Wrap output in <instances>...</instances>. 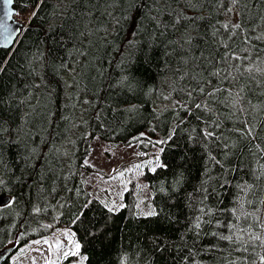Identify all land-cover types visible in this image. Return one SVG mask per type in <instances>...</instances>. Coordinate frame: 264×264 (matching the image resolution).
<instances>
[{
    "label": "trees",
    "instance_id": "trees-1",
    "mask_svg": "<svg viewBox=\"0 0 264 264\" xmlns=\"http://www.w3.org/2000/svg\"><path fill=\"white\" fill-rule=\"evenodd\" d=\"M36 2L0 48V250L69 227L86 264H262L264 0H45L29 25ZM96 136L159 148L148 199L131 178L107 211L111 176L84 178Z\"/></svg>",
    "mask_w": 264,
    "mask_h": 264
},
{
    "label": "rangeland",
    "instance_id": "rangeland-1",
    "mask_svg": "<svg viewBox=\"0 0 264 264\" xmlns=\"http://www.w3.org/2000/svg\"><path fill=\"white\" fill-rule=\"evenodd\" d=\"M158 151L159 148L153 145L147 154H142L136 144L113 146L96 136L92 139L90 152L84 160L94 168V171L85 172L84 178L92 187L94 186L93 190H96L102 177L111 176V181L108 183L104 181V187L110 188L109 206L118 207L123 203L122 196L128 188L131 178L141 183L148 199L149 189H147L146 183L138 177L142 167L137 169L132 166L145 165L150 169L156 167ZM128 164V167L121 169L122 166ZM129 169L131 170L129 171ZM119 173H123V175L120 176ZM147 211L149 209L144 205L143 212ZM75 243L78 241L72 229L63 227L46 238L33 239L24 243L19 247L18 252L10 256V264H86L82 259L85 256L81 253V248L78 254L65 257V252L75 250Z\"/></svg>",
    "mask_w": 264,
    "mask_h": 264
},
{
    "label": "snow or ice",
    "instance_id": "snow-or-ice-1",
    "mask_svg": "<svg viewBox=\"0 0 264 264\" xmlns=\"http://www.w3.org/2000/svg\"><path fill=\"white\" fill-rule=\"evenodd\" d=\"M15 2V0H2V3L3 5L5 6V11L3 13V19H0V25H3L5 24L8 20L11 19L12 15L14 14L13 12L7 10V6L9 5H12L13 3ZM233 2L235 3V0H233ZM45 3V0H37L36 2V9L35 11H33L32 15H31V18L29 20V25L31 24V19L32 18H35V16L37 15V13L39 12L41 6ZM22 8L23 7H28L30 6L27 2L25 3H22L20 5ZM230 11V10H229ZM18 14V13H17ZM18 23V22H16ZM225 27H227V25H225ZM233 29H238L240 28V25L239 24H235L232 26ZM28 29L23 27L22 25L18 28H15V29H12V34L15 35V34H18L19 32L21 31H27ZM8 45H0V47H7ZM233 59H240L239 56H233ZM7 60H5L4 62V66L3 67H0V73H2L4 71V67H6L7 65ZM201 91H203V89H201ZM209 95H212V93H209ZM197 108H200L201 105L200 104H197L196 105ZM218 126V125H217ZM250 134V133H249ZM144 134L141 133V136H143ZM213 134L211 132H207L205 131L204 133V136L205 138H209L211 137ZM173 137L172 135L170 134L169 137H168V140H171ZM164 143H167V141L165 140H160V141H155L154 144H164ZM164 149L163 148H160V152H163ZM157 159V167H166V165H162V164H159L158 161H159V155H157L156 157ZM210 159H215L214 157H210ZM217 163H219V161H217ZM85 164H87V161H85ZM143 167V165H133L132 168H141ZM131 169H129L130 171ZM151 171L155 172L156 171V168H151L150 169ZM118 175L122 176L123 173H119ZM4 184V181L3 180H0V185H3ZM15 201V197H6L4 194H3V191L2 189H0V204H2V206L4 207H9L11 206V204ZM92 201H87L85 202L81 207H80V210H79V214L76 216V220L74 222H82L86 225V231H87V226L90 224V221L86 218V214L90 208V205H91ZM104 207L107 209V211L109 213H114V212H118L120 209L124 208L125 205L123 204H120L118 207L117 206H109L107 204L104 205ZM36 211H39V209H36ZM160 213L155 209V208H151L149 211L147 212H138V215H142L144 216L145 218L147 217H156L158 216ZM93 228H95V225H92ZM195 227L199 228L200 227V224L197 223L195 225ZM103 231V226H101L100 228L98 229H95V231H93L91 234L92 235H96L98 232H102ZM221 239H225V240H232V237L231 236H222L220 237ZM237 239H240V237H237ZM254 239H259V237H254ZM71 242V241H70ZM80 247L81 245L79 243H75L74 244V251L72 252H65L64 255L65 257L69 256V255H76L79 253V250H80ZM83 260H86L87 257H83L82 258ZM260 260L262 262V264H264V256H261L260 257Z\"/></svg>",
    "mask_w": 264,
    "mask_h": 264
},
{
    "label": "water",
    "instance_id": "water-1",
    "mask_svg": "<svg viewBox=\"0 0 264 264\" xmlns=\"http://www.w3.org/2000/svg\"><path fill=\"white\" fill-rule=\"evenodd\" d=\"M7 10L13 12L14 14L12 15L11 19L8 20L5 24L0 25V45L6 44L8 45L6 49H12L16 45L21 34L23 33V31H21L18 34L13 35L12 29L18 28L21 25L23 27L25 26L22 22L15 20L14 16L16 14V9L14 8V3L12 5L7 6ZM4 11H5V6L3 5L2 0H0V19H3ZM0 48H5V47H0ZM6 197H9V196H6ZM1 205L2 204H0V206ZM12 250H13V247H7V248L0 250V263L3 260L10 257Z\"/></svg>",
    "mask_w": 264,
    "mask_h": 264
},
{
    "label": "flooded vegetation",
    "instance_id": "flooded-vegetation-1",
    "mask_svg": "<svg viewBox=\"0 0 264 264\" xmlns=\"http://www.w3.org/2000/svg\"><path fill=\"white\" fill-rule=\"evenodd\" d=\"M14 17H15V20H17V21H20V20H19V19L16 17V14H15V16H14ZM20 22H21V21H20Z\"/></svg>",
    "mask_w": 264,
    "mask_h": 264
}]
</instances>
